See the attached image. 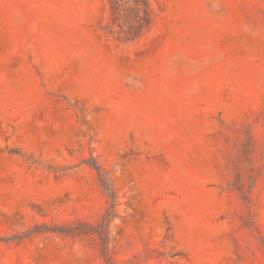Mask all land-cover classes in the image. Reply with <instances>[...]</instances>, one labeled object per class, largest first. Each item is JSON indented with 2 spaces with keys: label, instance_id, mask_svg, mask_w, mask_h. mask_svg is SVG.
Masks as SVG:
<instances>
[{
  "label": "rangeland",
  "instance_id": "1",
  "mask_svg": "<svg viewBox=\"0 0 264 264\" xmlns=\"http://www.w3.org/2000/svg\"><path fill=\"white\" fill-rule=\"evenodd\" d=\"M151 2L0 0V264H264V0Z\"/></svg>",
  "mask_w": 264,
  "mask_h": 264
},
{
  "label": "trees",
  "instance_id": "2",
  "mask_svg": "<svg viewBox=\"0 0 264 264\" xmlns=\"http://www.w3.org/2000/svg\"><path fill=\"white\" fill-rule=\"evenodd\" d=\"M155 14L151 0H107V16L101 29L120 43L128 44L144 37L153 27ZM99 177L112 206L116 198L114 188L106 182V172L97 164H90ZM107 223L101 225V234L106 236ZM105 226V228H103Z\"/></svg>",
  "mask_w": 264,
  "mask_h": 264
}]
</instances>
